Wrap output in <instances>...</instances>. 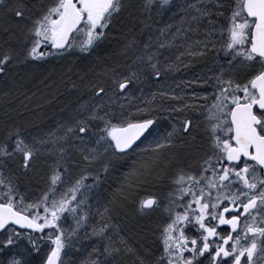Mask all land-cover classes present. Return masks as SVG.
Segmentation results:
<instances>
[{
    "label": "snow or ice",
    "instance_id": "obj_1",
    "mask_svg": "<svg viewBox=\"0 0 264 264\" xmlns=\"http://www.w3.org/2000/svg\"><path fill=\"white\" fill-rule=\"evenodd\" d=\"M167 2L160 0V5ZM153 6L152 0L143 5L134 0H16L5 8L6 16L13 14L18 31L4 29L0 75L29 58L75 48L90 54L110 38L113 47L104 53L110 63L96 57L100 66L77 68L90 96L56 128L41 137L8 125L0 137V158L17 157L25 172L33 169L38 153L54 156L47 161L44 186L31 197L0 168V250L8 254L0 264H64L71 238L79 235L77 230L89 215L81 198L85 179H92V187L102 183L135 144L150 136L162 113L183 114L176 115L166 133L147 140L152 157L124 173L123 184L132 192L126 193L122 184L115 189L119 195L100 209L110 219V213L118 214L131 200L140 216L157 213L156 252L140 253L124 238L113 240L106 234L109 225L101 222L89 231L103 238V249L93 246L90 259L81 264H226L225 258L230 264H258L257 254L264 257V0H229L227 8L223 0H214V6L210 2L196 9L199 17L194 18H207L209 27L205 40L197 42L199 50L190 55H206L209 47L224 53L223 59H214L218 70L211 76L213 93L202 94L215 96L208 106L214 122L204 129L202 142L197 140L199 125L188 113L189 107H196V93L185 103L168 107L157 98L175 97V92H153L126 111L125 101L134 99V83L147 78L143 72L156 78L162 74L156 50L149 51L148 42L136 48L137 33L148 29ZM213 13L223 20L213 19ZM217 31L221 41L213 44ZM121 56L130 71L122 70ZM93 67L103 78L85 79ZM177 143L186 148L184 155L173 152L164 158L162 150ZM48 144L52 147H45ZM101 159L104 175L89 171ZM77 166L82 167L66 183ZM149 180L166 181L163 198L155 191L138 192ZM67 214L74 221L71 230L63 225ZM221 225L229 230L218 231Z\"/></svg>",
    "mask_w": 264,
    "mask_h": 264
},
{
    "label": "rangeland",
    "instance_id": "obj_2",
    "mask_svg": "<svg viewBox=\"0 0 264 264\" xmlns=\"http://www.w3.org/2000/svg\"><path fill=\"white\" fill-rule=\"evenodd\" d=\"M143 0H134L135 4L141 5ZM16 0H0V18L5 16L4 24H9V31L16 32V26L12 24V21L8 20L12 18L11 13L8 16L5 15V8L10 3H15ZM180 2L179 0L173 2ZM212 3L214 6V0H181L177 7L172 8L166 13H161L159 17L165 16L171 17V22L173 24L174 32H158L156 34L153 44L156 45V52L159 54L157 59L160 61V67L162 69L161 77L156 78L149 74L147 70L143 72V75L147 77L146 79L141 80L139 83H134V87L131 90V95L134 99L125 101L126 111H131L133 107L140 105V102L145 100V97L151 96L153 92H163L166 90L174 91L175 97H159L157 98V103L163 102L164 105L168 107H175L177 103L183 104L186 100L191 99V94L196 93V107H189V115L198 123L199 127L196 129L197 140L201 141V137L204 135V129L208 126L209 123L214 122L209 119V109L208 106L211 104L212 100L215 99L214 95H209L205 98L203 93H213L212 84L215 82L211 76L217 71V67L214 64V59L224 58V53L222 51L217 52L215 47H209L206 50V55H190L193 51H198L199 46L197 42H203L207 36L205 29L209 27L207 18L195 19L194 17H199V13L196 11L197 8L201 6H208L209 3ZM229 0H223L224 7L227 8ZM194 5V6H193ZM152 10L151 12H153ZM164 11V12H165ZM123 17L124 14L122 13ZM154 16V15H153ZM7 18V19H6ZM213 19L223 20V17H216L213 13ZM15 21V19L13 18ZM13 21V22H14ZM187 25H184V24ZM12 24V25H11ZM199 25V27H197ZM139 25H137V28ZM149 27V26H148ZM185 27V28H184ZM146 35L152 36L151 33L146 32ZM137 37L140 40V48H142L145 42L144 38L141 36V33H137ZM78 39V38H77ZM213 44H219L221 41L219 31L214 33V36L211 38ZM111 38L105 41L102 45H105L108 42H111ZM113 42V41H112ZM101 45V46H102ZM101 46L93 49L90 54H82L78 48L68 49L70 53H65L62 55L63 60L57 61L55 58L58 56H49L50 59H45V57L29 58L30 60L24 63L28 66L27 71L32 73H38V66L40 65L41 60H44L42 67L46 69L45 75L48 72L52 71L59 75L56 81L47 83V89L50 93L54 92V88L57 90L62 87V90L67 89V91L62 92L67 96L69 94H77L75 101L79 100L78 103H81L85 98L90 96V92L84 87V83L81 80L80 72L77 71V68L83 70L84 68L92 67L96 65L98 67V61L96 57H100V62L104 60V55H97L101 51ZM162 46V47H161ZM113 46H111L112 48ZM139 48V49H140ZM98 49V50H97ZM104 51H107L106 49ZM179 57V59H178ZM73 59V60H71ZM121 57L119 58L120 62ZM52 60V61H51ZM37 62V64H36ZM171 63L173 67L166 68L165 64ZM69 64V69L67 65ZM38 65V66H37ZM134 67H139L136 65ZM123 71H130L131 69L125 67V63L121 65ZM63 69H66L63 70ZM26 71V72H27ZM97 75L103 78L102 73H96L95 68L93 67L92 72L87 73V77ZM65 76H69L70 79L66 82L68 84L73 83L74 88L71 90L68 88L69 85L64 84L62 86L63 79ZM31 76H23L21 78L15 77L12 74L8 75L6 80L7 83L4 84L1 92L4 90V94H1L0 98V135L3 134L6 126H19L24 130L26 135H39L41 137L48 131L56 128V126L51 125L47 127H39L42 122L47 120V117L54 115L56 118L62 116V111L58 109V104L51 105L47 104V101L43 100L41 102H36L29 105L30 108H27V103L29 98L33 93V90L37 88L43 82H39L38 85L30 86L28 82L30 81ZM201 81H207V83H201ZM56 84L55 86H53ZM65 88V89H64ZM59 91V90H58ZM81 94V95H80ZM183 96L184 99L177 100L176 97ZM27 102V103H26ZM97 102H99L97 100ZM119 101H116V106L119 105ZM43 104V106H42ZM45 107V111L41 112L39 109ZM36 109L35 118H32V110ZM182 115L183 113H173L172 116H169L167 113L160 114L159 123L156 124L152 133L149 137H145L135 148L134 152L127 153V155L120 161L119 165L108 171L105 176V180L100 183L97 187H92V179L86 178L84 181L83 191L81 198L84 199L83 208L89 213L87 217V223L82 225L78 229L79 235H74L71 239L74 241L72 246L67 248L64 253V264H81V261L90 259L89 253L91 252L93 246L103 249V238L94 237L89 231L94 225L99 226L101 222L107 223L109 227L106 229V234L111 236L113 240H117L118 237L126 239L127 243L136 248L140 253H144L145 249H151L154 254V244H147L149 241H152V236L155 231L154 224V214L140 216L136 213L135 207L131 200L127 201L126 207L121 209L119 213H110V219L105 217L100 209L114 196L119 195L115 192V189L121 187L123 181L126 179L124 173L127 172L130 168L136 167L139 168L141 163L146 162V160L152 157V152L150 149H146L147 140L153 138L156 135L166 133L168 127H170L173 120H175L176 115ZM62 121H59L61 123ZM39 124V125H38ZM58 123H56L57 125ZM38 127L35 129V127ZM50 125V124H49ZM53 126V127H52ZM181 139H184L181 137ZM187 143V141H186ZM45 147H52L51 144L46 145ZM69 151H73L71 148ZM186 151L184 146H181L179 143L173 145L171 148H164L162 150V156L167 158L170 153H177L178 156H183ZM54 156L44 151L37 154V159L33 162L34 166L38 163V167H35V171L39 177V184L43 185L45 179V174L47 170V161L53 159ZM0 162V168H3V174L6 177L13 178L16 181V174L20 171L25 173V176H30L32 170L25 172L23 167H21V161L17 157H9L8 159H3ZM103 160L94 163L89 171H99L101 175H104L102 171ZM80 167L77 166L73 169V172H70L65 180L66 183H70L74 178V175L77 174L80 170ZM33 173V174H34ZM31 174V175H33ZM131 179H136V177H131ZM44 186V185H43ZM61 187H64L63 185ZM159 187V188H158ZM20 188V187H19ZM41 187H38V190ZM22 188H20L21 190ZM123 189L126 193H131L132 190L128 188L126 184H123ZM59 191V190H58ZM155 191L156 193L167 192L166 181H154L149 180L144 184H141L138 192L139 193H150ZM23 192H25L23 190ZM37 192V191H36ZM35 192V193H36ZM26 193V192H25ZM34 193V192H33ZM34 193V194H35ZM29 197L33 196L26 193ZM135 198V197H133ZM74 224L73 218L70 214L65 215L63 220L64 227L71 230L72 225ZM145 229H151V231H145ZM45 235L47 230H44ZM126 235V237H125ZM99 241V243H98ZM48 244L47 241L44 242ZM7 253H3L0 250V260L6 259ZM107 259V257H106ZM127 259L131 260L132 257L129 256ZM258 264H264V257L257 254ZM226 264L227 260L225 258Z\"/></svg>",
    "mask_w": 264,
    "mask_h": 264
},
{
    "label": "bare ground",
    "instance_id": "obj_3",
    "mask_svg": "<svg viewBox=\"0 0 264 264\" xmlns=\"http://www.w3.org/2000/svg\"><path fill=\"white\" fill-rule=\"evenodd\" d=\"M7 19V18H6ZM8 20L12 21V24L16 25V21L13 20V18H9ZM3 21H5V16L0 18V39H5L7 37V33L4 31L5 28L9 29V24H4ZM14 21V22H13ZM175 22H171V21H167V22H160L157 25V33L161 32L162 28H165V26H168L166 28V30L164 32H167L168 34L170 32H172L174 30L173 28V24ZM11 24V25H12ZM174 32V31H173ZM13 43H18L17 41H13ZM111 46H113V42H108L105 45L101 46V51L103 52H99L97 55H104V53L106 51H104L105 49L108 51L109 49H111ZM137 50L140 48V45L136 46ZM143 54V53H142ZM123 58V59H122ZM57 61H62L63 58H55ZM122 59V60H121ZM121 61L119 62L121 65H123V63H125V65H127V60L124 58V56H121ZM73 60V59H71ZM104 60H107L108 62L105 61H101L103 63H110L109 58L106 57L104 55ZM52 61V60H51ZM38 66V65H37ZM98 66H100V62L98 63ZM69 67V64L67 65V68ZM28 66H26L24 63H18V64H13L10 68L6 69L5 73L0 75V98H1V94H4V90L1 92L3 86L5 83H7V76L12 74L15 77L21 78L23 76H31L32 78L30 79V81L28 82L29 84H31L30 86H32V88L36 85H38L39 82H43L42 84H40L39 86H37V88H35L33 90V93L31 94L30 98H29V102L27 103V108H30L29 105L38 102H41L44 98L45 101H47V104L51 103V105L54 104H58V109L60 111H62V116L58 119L56 118L54 115L50 116V113L47 117V120H45V122H42V124H40L39 127H47V126H57L56 123L59 124V121H63L64 119H66L70 113V111L77 105L79 104L77 100L75 101V97H77V94H69L68 96L66 94H63L62 92H66L67 89L62 90V87L59 88L58 90L56 88H54V92L52 91V93H50L47 89V83L49 85V82L51 81H56L57 78L59 77V75L55 74L52 71L48 72L47 75H45V71L46 69H44L41 66H38L39 72L38 73H32L27 71ZM69 69V68H68ZM66 71V69H63ZM27 71V72H26ZM70 79L69 76H65V78L63 79L62 82V86L64 84L69 85L70 87H68L70 90L73 87V83L72 84H68L66 83L68 80ZM56 84H54L53 86H55ZM81 95V94H80ZM43 106V104H42ZM41 106V107H42ZM41 112H43V110L45 111V107H42L39 109ZM36 109L32 110L33 116L32 118H35V112ZM50 124V125H49ZM39 125V124H38ZM38 125L35 127V129L38 127ZM38 127V128H39ZM53 127V126H52ZM3 135V134H2ZM2 135H0V137H2ZM126 237V235H125ZM131 244V242H129Z\"/></svg>",
    "mask_w": 264,
    "mask_h": 264
},
{
    "label": "flooded vegetation",
    "instance_id": "obj_4",
    "mask_svg": "<svg viewBox=\"0 0 264 264\" xmlns=\"http://www.w3.org/2000/svg\"><path fill=\"white\" fill-rule=\"evenodd\" d=\"M177 0H168L166 5H160V0H152L153 3V7L152 10H154L153 12H151V15L149 16V20H150V24L149 27L146 31L141 33V36L144 38V42L147 40L148 43L150 44V49L149 51H151L152 49L156 50V45L153 44V41L155 40L157 34V25L160 22H167V21H171L172 18L168 17L166 14L163 17H159L161 13H166L165 9H167V11L171 10L174 7H177V5L181 2V0H179L180 2H176L175 4L173 2H175ZM143 2L141 1V5H143ZM165 11V12H164ZM146 16H148V13H145ZM154 15V16H153ZM184 25H187L186 23ZM185 28V27H184ZM146 32L151 33L152 36H148L146 35ZM149 37H151V40L149 41ZM167 186V185H166ZM159 188V187H158ZM166 192L163 193H157L159 196H161V198L164 197ZM154 214V224H156L157 220H158V214L157 213H153ZM229 214H235L234 212H230ZM229 230L228 226L226 225H221L218 226V231L222 232V233H226ZM189 231H191V229H189ZM158 240L155 236V233L153 235V240L149 241L147 244H154V253L157 250V245H158ZM101 244H103V242H101ZM206 259V258H205ZM228 264H230L229 261H227Z\"/></svg>",
    "mask_w": 264,
    "mask_h": 264
},
{
    "label": "trees",
    "instance_id": "obj_5",
    "mask_svg": "<svg viewBox=\"0 0 264 264\" xmlns=\"http://www.w3.org/2000/svg\"><path fill=\"white\" fill-rule=\"evenodd\" d=\"M5 23V22H4ZM75 80H73V83H75L74 82ZM74 85V84H73ZM51 114V113H50ZM2 160V158H0V162H2L1 161ZM34 164V163H33ZM39 165H38V163H36V166H34L33 165V169H32V172L34 173V171H35V167H38ZM22 167V166H21ZM24 170V169H23ZM33 173H31V174H33ZM30 174V176H28V174H27V176L26 177H24L25 176V173L23 172V171H20L19 173H17L16 174V182H17V184H18V186L20 187V188H22L21 189V191L23 192V190L26 192V193H28L29 195H32V194H34L36 191H38V187L40 186L41 188L43 187V185L41 184V185H38L39 183V177H38V175H37V173L35 172L33 175H31ZM34 192V193H33Z\"/></svg>",
    "mask_w": 264,
    "mask_h": 264
},
{
    "label": "water",
    "instance_id": "obj_6",
    "mask_svg": "<svg viewBox=\"0 0 264 264\" xmlns=\"http://www.w3.org/2000/svg\"><path fill=\"white\" fill-rule=\"evenodd\" d=\"M17 227H19V226H17Z\"/></svg>",
    "mask_w": 264,
    "mask_h": 264
}]
</instances>
